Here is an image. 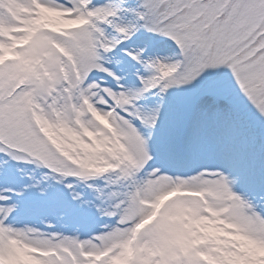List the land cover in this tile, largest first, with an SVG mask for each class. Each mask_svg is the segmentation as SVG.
Returning a JSON list of instances; mask_svg holds the SVG:
<instances>
[{
    "label": "snow or ice",
    "instance_id": "1",
    "mask_svg": "<svg viewBox=\"0 0 264 264\" xmlns=\"http://www.w3.org/2000/svg\"><path fill=\"white\" fill-rule=\"evenodd\" d=\"M44 13L72 27L56 31ZM142 29L179 52L169 62L126 50L148 73H138L141 87L130 90L105 59ZM0 57V153L48 169L44 179L60 184L75 178L94 188L104 180L107 192L95 190L111 203L98 211L116 220L90 239L17 228L8 220L19 205L4 189L0 264H22L21 254L30 264H264V212L235 190L247 172L181 178L149 170L163 104L140 103L225 67L264 121V0H0ZM94 71L115 86L89 82ZM199 95L219 117L231 89L214 82Z\"/></svg>",
    "mask_w": 264,
    "mask_h": 264
},
{
    "label": "rangeland",
    "instance_id": "2",
    "mask_svg": "<svg viewBox=\"0 0 264 264\" xmlns=\"http://www.w3.org/2000/svg\"><path fill=\"white\" fill-rule=\"evenodd\" d=\"M98 1L95 0V3ZM134 2L135 0H130V3ZM117 3L119 1L114 4ZM43 18L44 23L52 29L62 30L56 29L51 23L50 17L45 13ZM131 19L132 17L128 16L125 18V22H129ZM65 28H69V26L63 29ZM108 32L110 35H115L111 29H108ZM172 43L167 38L142 29L131 41L122 45L123 48L121 47L119 51L107 54L105 65L122 78L123 84L126 81H133L136 86L141 87L137 74L146 76L148 73L125 54L126 50H143L145 58L172 62L177 57ZM164 47L170 49L168 57L161 55ZM4 59L5 57H0V64L4 62ZM215 71L216 76L205 73L193 84L171 89L167 93H171L172 97L170 98L166 94L161 100L158 95L153 93L140 102L141 105L152 103L150 109L163 104L156 136L161 155L153 154L154 161L149 170L160 168L166 174L181 178L199 174H195L194 168H192L196 167V163H192V161H196L197 157L194 149L196 143L200 142L198 139L207 134L206 122L210 120V116H206L208 114L207 103L203 102L206 99L201 98L199 94L210 84L223 82L231 89V96L230 100L222 102L220 106L230 110L231 116L234 117V120L231 121V128L240 127L241 129L240 136L238 135L236 141L227 142V148L233 150L236 157L243 161L242 167L239 168V171H234V174L244 171L250 176V179L238 182L246 187L237 192L250 199L259 211L264 212V121L258 118L254 109L240 92L230 70L222 67ZM92 80L101 83L104 87L115 86L113 78L106 73L94 71L89 77V82ZM202 102L203 104H201ZM42 124L47 126L46 122H42ZM185 139L188 142L183 143L184 147L180 148L179 143ZM182 152H186L185 159H180ZM200 156L202 155H198V157ZM168 167L175 169L176 173H167L165 169ZM203 172L213 171L204 170ZM51 175L46 168L24 161H13L5 154L0 153V191L12 189L13 192L9 193L12 196L11 203L19 205L18 210L9 218V224L17 228H34L45 234H59L79 239H90L116 225L114 218L107 217L98 211V209L108 207L111 203L107 199V195L101 198L100 193L95 190L99 188L105 190V193L107 192L104 180L93 181L94 188H90L79 183L75 178H69L65 184H60L51 178L44 179L45 176L51 177ZM67 183H72L75 186L74 191L80 194L82 200L78 201L73 198L72 190L68 189ZM21 192L22 196L16 195ZM173 195L174 193L169 194L165 201L161 202V205L163 206V203L170 200ZM21 217L24 219H19ZM21 255L22 264H30L29 261L23 259V254Z\"/></svg>",
    "mask_w": 264,
    "mask_h": 264
},
{
    "label": "bare ground",
    "instance_id": "3",
    "mask_svg": "<svg viewBox=\"0 0 264 264\" xmlns=\"http://www.w3.org/2000/svg\"><path fill=\"white\" fill-rule=\"evenodd\" d=\"M117 1L119 0H99L96 4H114ZM59 2H66V0H59ZM45 14L50 17L51 23L58 30L68 26L72 27V25H69L55 13ZM169 54L170 49L164 47L161 51V55H165L166 57H168ZM92 82H95V80H92ZM124 87L130 90L139 88V86H136L133 81H126L124 83ZM203 102L207 103L206 100H204ZM203 102L201 104H203ZM142 106L145 109H150L152 103H143ZM99 107L104 106L100 105ZM218 111L220 113L219 117L209 114L206 115L210 116V120L206 122L205 127L207 134L200 139L199 143H196V161H192L193 157L191 159L192 163H196V167H194L195 174L203 172L204 170L222 171L225 172V174L231 172L234 174V171H239V168L242 167L241 163L243 161L236 157V154L233 150L227 148V142H233V140L236 141L238 135L240 136L241 129L240 127H238L237 129L231 128V121L234 120V117L231 116L230 110L226 109L225 107L219 106ZM198 155L202 156L198 157ZM193 156L195 157L196 155ZM165 170L167 173H169L168 168H166ZM245 187L237 183L235 190H244ZM19 219L24 218L21 217Z\"/></svg>",
    "mask_w": 264,
    "mask_h": 264
}]
</instances>
